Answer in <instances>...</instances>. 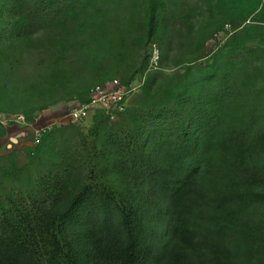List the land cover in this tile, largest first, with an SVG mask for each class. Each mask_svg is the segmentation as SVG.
<instances>
[{
  "label": "rangeland",
  "instance_id": "obj_1",
  "mask_svg": "<svg viewBox=\"0 0 264 264\" xmlns=\"http://www.w3.org/2000/svg\"><path fill=\"white\" fill-rule=\"evenodd\" d=\"M115 79L127 113L70 121ZM217 94L227 100L210 106ZM197 106L264 130V0H0V218L83 191L147 200L161 116L191 125ZM145 208L147 246L162 254L168 223Z\"/></svg>",
  "mask_w": 264,
  "mask_h": 264
},
{
  "label": "trees",
  "instance_id": "obj_2",
  "mask_svg": "<svg viewBox=\"0 0 264 264\" xmlns=\"http://www.w3.org/2000/svg\"><path fill=\"white\" fill-rule=\"evenodd\" d=\"M226 100L217 94L208 104ZM199 107L191 125L161 116L144 168L147 200L83 191L37 215L6 212L0 264H264V130L225 125ZM146 204L168 223L173 240L162 254L147 246Z\"/></svg>",
  "mask_w": 264,
  "mask_h": 264
},
{
  "label": "built area",
  "instance_id": "obj_3",
  "mask_svg": "<svg viewBox=\"0 0 264 264\" xmlns=\"http://www.w3.org/2000/svg\"><path fill=\"white\" fill-rule=\"evenodd\" d=\"M130 92L118 79L99 84L90 91L89 103L84 109L70 114L68 118L72 123H78L84 111L94 109L102 111L109 121L114 122L126 112Z\"/></svg>",
  "mask_w": 264,
  "mask_h": 264
}]
</instances>
